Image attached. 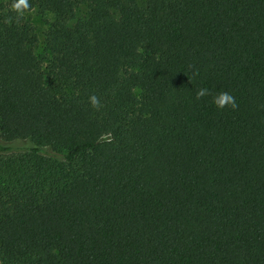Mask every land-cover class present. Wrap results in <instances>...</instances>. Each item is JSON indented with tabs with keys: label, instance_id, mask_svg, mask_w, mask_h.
Segmentation results:
<instances>
[{
	"label": "trees",
	"instance_id": "1",
	"mask_svg": "<svg viewBox=\"0 0 264 264\" xmlns=\"http://www.w3.org/2000/svg\"><path fill=\"white\" fill-rule=\"evenodd\" d=\"M22 4L54 21L44 70L0 14V264H264V0Z\"/></svg>",
	"mask_w": 264,
	"mask_h": 264
},
{
	"label": "rangeland",
	"instance_id": "2",
	"mask_svg": "<svg viewBox=\"0 0 264 264\" xmlns=\"http://www.w3.org/2000/svg\"><path fill=\"white\" fill-rule=\"evenodd\" d=\"M23 0H0V14L7 15L9 13H19L24 16V18L34 27V31L38 36L39 42L36 48V55L40 60L44 62L43 69L47 67L46 57L47 52L45 48V43L43 38L47 32L50 23L54 21V16L49 12H41L37 8H32L30 10H23ZM81 16V14L79 15ZM0 144L9 146L13 151L17 149H24L30 147L28 142H15L12 144H5L0 140ZM47 157L54 159L55 161L64 162L63 156L58 153H53L50 151L44 152Z\"/></svg>",
	"mask_w": 264,
	"mask_h": 264
},
{
	"label": "clouds",
	"instance_id": "3",
	"mask_svg": "<svg viewBox=\"0 0 264 264\" xmlns=\"http://www.w3.org/2000/svg\"><path fill=\"white\" fill-rule=\"evenodd\" d=\"M206 93V90H201L200 92L197 93V96L200 97V96H203L205 95ZM224 98H226L230 103H231V106L233 108H235V102H234V99L232 97H230L227 93H222L221 94ZM93 99V103L95 104V98H92ZM218 107H221L223 108L224 107V104H219Z\"/></svg>",
	"mask_w": 264,
	"mask_h": 264
}]
</instances>
